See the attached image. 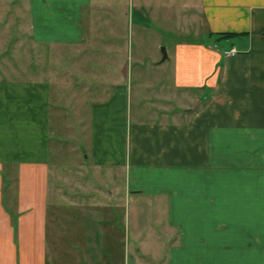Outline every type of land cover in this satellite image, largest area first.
I'll list each match as a JSON object with an SVG mask.
<instances>
[{
	"label": "crops",
	"instance_id": "1",
	"mask_svg": "<svg viewBox=\"0 0 264 264\" xmlns=\"http://www.w3.org/2000/svg\"><path fill=\"white\" fill-rule=\"evenodd\" d=\"M199 5L206 39L176 41L130 115L132 68L93 39L114 0H28L25 57L44 65L0 78V264H152L164 232L159 264L264 250V0ZM135 196L163 202L169 229L139 225Z\"/></svg>",
	"mask_w": 264,
	"mask_h": 264
},
{
	"label": "rangeland",
	"instance_id": "2",
	"mask_svg": "<svg viewBox=\"0 0 264 264\" xmlns=\"http://www.w3.org/2000/svg\"><path fill=\"white\" fill-rule=\"evenodd\" d=\"M166 1L168 3V0ZM173 1L174 5H171L173 8L164 10L157 5L141 6L137 0H114L118 10L116 12H100L103 17L94 22L97 26V34L93 36V39L97 40V43H95L96 50H104L103 44L106 43L109 49H114L117 52V57H121L132 68L130 115H133L136 109L142 107L141 99L136 94L137 87H140L141 94L150 95V90L146 89L147 83L149 86H155L159 84L158 81L161 78L164 79L163 83L168 82L172 60H162L163 50L171 57L176 41H190L195 36L206 39V27L203 22L199 0ZM26 3H28V0H0L1 79H15L24 75V73H28L29 67L35 69V67L40 66L39 63L41 66L44 65L43 59L30 60L25 57L29 45V21L27 12L24 10ZM169 3H172L171 0ZM24 69L27 71H24ZM53 121H56L55 115H53ZM57 149L59 148L52 141V166L58 165L56 167H59V163L54 162L55 159L59 158ZM64 158L70 161L71 156L65 155ZM69 161L60 162V164L66 163L68 166L62 167H68L69 177L76 176L78 181L81 182V177L83 179L84 175H88L87 171L80 169L79 173L81 175H77L78 165L71 163V166H69ZM101 175L102 179L99 181V185L101 187L107 186L106 175L104 173ZM71 179L70 183L73 184ZM95 179L89 175V178L84 179V181H88V185L89 183L94 185ZM87 189L90 192L92 187L88 186ZM132 201L130 207L133 214L139 213L138 215L143 216V218L137 219L139 225L142 224L144 228L148 229L151 227L169 229L166 224L163 202L158 204L155 209L151 201L140 198V196H135ZM155 217L158 220H155ZM161 232L163 233V231ZM164 243V252H159L156 260L149 258L152 264H159L160 260L164 259L166 255V245L169 243V236L166 232H164ZM214 253L221 254L220 252ZM227 253V259L226 254L225 256L223 254L225 264H264V250Z\"/></svg>",
	"mask_w": 264,
	"mask_h": 264
},
{
	"label": "trees",
	"instance_id": "3",
	"mask_svg": "<svg viewBox=\"0 0 264 264\" xmlns=\"http://www.w3.org/2000/svg\"><path fill=\"white\" fill-rule=\"evenodd\" d=\"M235 35H237V33L223 32V33H220L218 36L219 38H229Z\"/></svg>",
	"mask_w": 264,
	"mask_h": 264
},
{
	"label": "built area",
	"instance_id": "4",
	"mask_svg": "<svg viewBox=\"0 0 264 264\" xmlns=\"http://www.w3.org/2000/svg\"><path fill=\"white\" fill-rule=\"evenodd\" d=\"M235 48L233 47V48H231V49H229V50H225L224 51V54L225 55H233L234 53H235Z\"/></svg>",
	"mask_w": 264,
	"mask_h": 264
},
{
	"label": "water",
	"instance_id": "5",
	"mask_svg": "<svg viewBox=\"0 0 264 264\" xmlns=\"http://www.w3.org/2000/svg\"><path fill=\"white\" fill-rule=\"evenodd\" d=\"M166 57V52H165V50H163V59Z\"/></svg>",
	"mask_w": 264,
	"mask_h": 264
}]
</instances>
